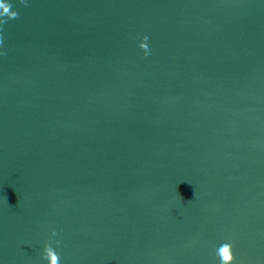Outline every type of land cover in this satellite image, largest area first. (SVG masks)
I'll return each instance as SVG.
<instances>
[{"label": "water", "instance_id": "obj_1", "mask_svg": "<svg viewBox=\"0 0 264 264\" xmlns=\"http://www.w3.org/2000/svg\"><path fill=\"white\" fill-rule=\"evenodd\" d=\"M4 2L0 264H264V0Z\"/></svg>", "mask_w": 264, "mask_h": 264}, {"label": "clouds", "instance_id": "obj_2", "mask_svg": "<svg viewBox=\"0 0 264 264\" xmlns=\"http://www.w3.org/2000/svg\"><path fill=\"white\" fill-rule=\"evenodd\" d=\"M23 3L24 0H21ZM6 5V7H4ZM0 17H7L8 19H16L18 18V12L12 11L11 4L5 3L4 0H0ZM8 21L0 20V26L6 24ZM149 37L145 35L143 37V41L139 44V47L144 50L145 55H150L149 45L147 43ZM3 43L2 38H0V44ZM52 235H56L55 231H53ZM60 242L57 241V244ZM217 255L221 261V264H234L235 255H234V245L230 242H225L221 244L217 249ZM43 257L46 259L49 264H60V255L59 253L51 246V243H46L43 249Z\"/></svg>", "mask_w": 264, "mask_h": 264}]
</instances>
